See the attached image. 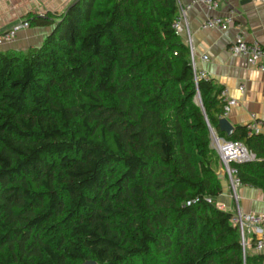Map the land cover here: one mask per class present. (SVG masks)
Returning a JSON list of instances; mask_svg holds the SVG:
<instances>
[{
    "label": "trees",
    "instance_id": "trees-1",
    "mask_svg": "<svg viewBox=\"0 0 264 264\" xmlns=\"http://www.w3.org/2000/svg\"><path fill=\"white\" fill-rule=\"evenodd\" d=\"M177 13L73 0L28 18L41 44L0 50V264H263L215 204L209 126L255 153L232 165L263 191L264 135L218 129L223 88L195 80Z\"/></svg>",
    "mask_w": 264,
    "mask_h": 264
},
{
    "label": "crops",
    "instance_id": "crops-1",
    "mask_svg": "<svg viewBox=\"0 0 264 264\" xmlns=\"http://www.w3.org/2000/svg\"><path fill=\"white\" fill-rule=\"evenodd\" d=\"M73 0H2L0 1V33L21 20L34 15L51 13L58 15ZM184 4L189 0H182ZM233 14L228 29L221 31L206 28L203 22L208 14ZM180 37L189 47L197 69L203 70L207 78L225 89L228 97L236 99V105L227 115V120L235 127L247 125L253 116L264 121V71L250 66L245 57L232 55L228 47L241 36L247 42L257 41L264 46V1L262 0H222L220 6L208 11L204 5L193 3L186 10ZM52 26H29L20 30L15 38L0 45V50H25L41 44ZM202 55H207L203 60ZM222 190L215 203L224 205V210L233 212L236 204L245 212H264V191L250 185L240 184L236 188V199L232 194L228 179L221 178ZM251 254L254 249L248 250ZM264 253V248L262 251Z\"/></svg>",
    "mask_w": 264,
    "mask_h": 264
},
{
    "label": "built area",
    "instance_id": "built-area-1",
    "mask_svg": "<svg viewBox=\"0 0 264 264\" xmlns=\"http://www.w3.org/2000/svg\"><path fill=\"white\" fill-rule=\"evenodd\" d=\"M175 1L178 6V13L173 20L172 28L175 30L176 34H180L182 31V22L186 17V10L190 8L193 3H200L204 5L208 11H213L220 6L222 0H189L186 4H184L182 0ZM233 17L232 13L223 16L208 14L203 22V26L206 28H216L221 31H225L232 23ZM29 26V21L24 19L14 24L12 27L5 29L0 33V45L11 42L20 30L26 29ZM186 43L188 47L191 46L190 39H187ZM228 50L232 55H241L245 57L250 66L255 67L259 71H264V46H262L259 42H247L238 35L236 40L231 42ZM202 59L206 60L207 55H202ZM190 60L195 80L197 81L199 78L207 79L206 73L203 70L199 71L197 69L191 52ZM221 95L224 100L221 117H227L232 107L236 105V99L228 97L225 89L221 91ZM209 130L211 145L219 157L220 167L223 169L224 176L228 179L232 194L236 199L235 191L237 186L241 184V181L237 176V169L232 165V163L253 161L256 159V155L253 151L247 149L241 141L228 140L224 136L218 135L212 128H209ZM246 131L249 136L254 134L264 135V121L253 116L250 122L246 125ZM206 200L209 202L211 201L210 198H206ZM196 201H198V199L194 202ZM188 204H190V202H188ZM215 204L218 209L224 210L223 204ZM231 222L238 228L240 243L244 254L250 248L257 252L262 251L264 248V212H245L240 209L238 204H236L234 211L231 213Z\"/></svg>",
    "mask_w": 264,
    "mask_h": 264
},
{
    "label": "water",
    "instance_id": "water-1",
    "mask_svg": "<svg viewBox=\"0 0 264 264\" xmlns=\"http://www.w3.org/2000/svg\"><path fill=\"white\" fill-rule=\"evenodd\" d=\"M218 129L221 132H224L227 136H230L234 130V126L227 120L226 117H221L217 124ZM209 128H212L209 126ZM224 176L223 169H220V172L218 173V177L222 178ZM81 264H97L95 260H86L82 262ZM264 264V262H263Z\"/></svg>",
    "mask_w": 264,
    "mask_h": 264
},
{
    "label": "rangeland",
    "instance_id": "rangeland-1",
    "mask_svg": "<svg viewBox=\"0 0 264 264\" xmlns=\"http://www.w3.org/2000/svg\"><path fill=\"white\" fill-rule=\"evenodd\" d=\"M194 100H195V102H196L197 104H199V105H200V103H201V102H200V99H199V97H198V96H197V97H196ZM211 146H212V145H211ZM213 149H214V148H213ZM214 150H215V149H214ZM215 152H216V151H215ZM220 169H221V167H219V168H218V171H217V176H218V173L220 172ZM220 179H221V178H220ZM80 264H81V263H80Z\"/></svg>",
    "mask_w": 264,
    "mask_h": 264
}]
</instances>
